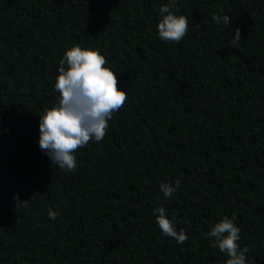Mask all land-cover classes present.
Here are the masks:
<instances>
[{"label": "trees", "instance_id": "obj_1", "mask_svg": "<svg viewBox=\"0 0 264 264\" xmlns=\"http://www.w3.org/2000/svg\"><path fill=\"white\" fill-rule=\"evenodd\" d=\"M167 3L0 0V264H225L206 233L233 214L247 264H264V0H177L178 44L158 37ZM74 44L100 50L127 102L67 172L38 123ZM159 207L185 243L162 235Z\"/></svg>", "mask_w": 264, "mask_h": 264}, {"label": "clouds", "instance_id": "obj_2", "mask_svg": "<svg viewBox=\"0 0 264 264\" xmlns=\"http://www.w3.org/2000/svg\"><path fill=\"white\" fill-rule=\"evenodd\" d=\"M176 3L177 0H168L160 7L162 19L157 24L159 39L173 44H178L188 32V17L176 14L180 11ZM211 19L225 27L230 24L228 15L213 14ZM240 40V30L236 29L232 43ZM108 63L100 50L78 44L66 50L59 60L54 85L59 99L39 117L38 144L51 163L61 170L75 171V153L91 142H101L107 134L109 121L127 102V92L120 90L116 73L106 67ZM180 186L181 180L176 179L173 183H161L160 190L165 198H171ZM14 199L16 206L25 202L19 200L18 194ZM153 215L163 236L173 238L179 244L187 241L185 230L177 231L174 219L167 217L166 209L156 208ZM58 216V211L49 209L50 220ZM235 220V214L224 216L206 237L213 241L211 247L226 255L225 264H247L249 248H241L238 244L240 228Z\"/></svg>", "mask_w": 264, "mask_h": 264}]
</instances>
